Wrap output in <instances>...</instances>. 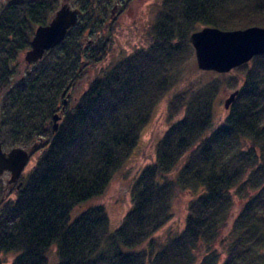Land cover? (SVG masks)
Wrapping results in <instances>:
<instances>
[{
    "label": "trees",
    "instance_id": "obj_1",
    "mask_svg": "<svg viewBox=\"0 0 264 264\" xmlns=\"http://www.w3.org/2000/svg\"><path fill=\"white\" fill-rule=\"evenodd\" d=\"M59 7V0H8L0 9V142L38 143L39 153L17 197L0 208V264L10 257V264H50L53 248L54 264H264V54L232 70L244 75L240 84L229 81L239 93L219 126L214 103L220 81L172 97L170 119L184 110L183 118L158 141L155 161L135 181L133 206L119 227H111L101 205L76 213L104 193L136 149L179 79L191 35L204 27L264 28V0H161L151 44L94 78L54 132L53 116L79 85L83 66L107 54L109 40L101 33L115 30L118 3L77 0L83 13L65 40L17 73L11 62ZM179 191L191 194L185 227L155 251L153 237L172 219ZM236 198L242 206L221 262L213 247Z\"/></svg>",
    "mask_w": 264,
    "mask_h": 264
},
{
    "label": "rangeland",
    "instance_id": "obj_2",
    "mask_svg": "<svg viewBox=\"0 0 264 264\" xmlns=\"http://www.w3.org/2000/svg\"><path fill=\"white\" fill-rule=\"evenodd\" d=\"M7 1L8 0H0V9ZM76 1L77 0H59V3L61 5L69 2L71 6L75 8ZM125 1L126 0H116L118 8L114 14V16H116L115 30L111 31L110 29L103 32V34L101 33V39L103 41L109 40L106 56L96 65L83 66V77L79 85L73 87L70 92L71 97L68 99V110L71 109L76 99L87 90L90 82L94 78L100 76L106 68L112 66L125 56L132 54L135 50L147 48L151 44L149 32L154 23L161 0H127V3H125ZM114 5L115 2L110 6L109 12H111ZM105 24H107V21ZM90 38L92 42L97 39L96 35H91ZM191 47L192 50L189 49L187 58L179 67V79L177 83L163 96L156 106L151 119L141 133L136 149L127 160L125 166L113 177L103 194L81 204L76 209V213L92 206L101 205L107 212L111 227L114 229L120 226L125 215L133 206L132 187L135 181L142 170L155 161L156 145L158 141L172 124L183 118L184 110L180 111L174 118L170 119L169 117L168 104L174 95L188 91L195 92L208 83L214 82L215 80L220 81L219 93L214 103V125L219 126L224 122L228 115V111L224 107L225 100L231 92L239 88V86L231 87L229 81L235 78L239 81L238 84H240L244 72L234 70L222 74L215 71L202 70L198 67L195 49L192 44ZM24 56V52H21L16 60L11 62L16 72L26 69L28 64L25 62ZM35 144L32 143L29 147L24 148L29 150ZM14 147L20 146L3 144L5 151ZM37 152L38 151H36L34 155ZM38 156L39 154L36 155L37 158ZM36 160L28 164L24 173H27L34 166ZM7 179H9L8 174L0 178V197ZM190 196L191 194L187 191H179L174 195L171 205L173 213L172 219L153 237L156 243L155 251L161 249L171 238L180 234L184 229ZM14 198L15 195L11 197V200ZM241 206L242 202L240 199L236 198L231 211V217L227 225L221 229V234L213 247V249L220 253L221 262L225 258L227 247L230 242V227L234 218L241 210ZM146 247H148V243H145L139 249H145ZM204 252V248L199 249L200 259ZM48 258L50 264L56 263L57 255L55 248L50 251ZM11 261L12 257L7 258L2 264H10Z\"/></svg>",
    "mask_w": 264,
    "mask_h": 264
},
{
    "label": "water",
    "instance_id": "obj_3",
    "mask_svg": "<svg viewBox=\"0 0 264 264\" xmlns=\"http://www.w3.org/2000/svg\"><path fill=\"white\" fill-rule=\"evenodd\" d=\"M82 13L81 9L73 8L69 2L61 4L49 23L37 27L31 47L24 52L25 62L33 64L41 61L46 52L65 40L68 31L77 25ZM190 43L195 49L200 69L228 73L248 63L255 56L264 54V28L249 27L243 30L224 31L215 27H204L191 35ZM238 93L239 90L236 89L226 98L224 103L226 110L235 102ZM67 104L68 99H65L62 110L53 116L54 132L58 130L59 121ZM36 147L37 144L30 150L14 147L5 151L0 142V176L10 172L8 184L19 179L30 161V153ZM21 185L22 183L19 186Z\"/></svg>",
    "mask_w": 264,
    "mask_h": 264
},
{
    "label": "flooded vegetation",
    "instance_id": "obj_4",
    "mask_svg": "<svg viewBox=\"0 0 264 264\" xmlns=\"http://www.w3.org/2000/svg\"><path fill=\"white\" fill-rule=\"evenodd\" d=\"M71 97V94H70V96L69 95H67V98H70ZM76 99V98H75ZM66 109H67V107H66ZM52 128V127H51ZM50 128V129H51ZM37 149H38V143H37V147L30 153V156H31V158H30V161H29V163L31 162V161H34V160H36L37 159V157H36V155H38L39 153L37 152L35 155H34V153L37 151ZM9 151V150H8ZM33 155H34V157H33ZM28 163V164H29ZM28 166V165H27ZM26 166V167H27ZM26 169V168H25ZM25 171V170H24ZM24 171H23V173L20 175V177H19V179L16 181V182H13V183H10V184H8V181H9V179H10V177H11V174H10V172H6L5 174H8L9 175V179H7V181L5 182V185L3 186V189H2V195H1V197H0V208H1V206H2V204H4V203H6L7 201H9V200H11V197L12 196H14L15 195V198L17 197V192H18V190H20L21 189V186H19L20 185V183H22L23 184V182L21 181V178L23 177V175H24ZM4 174V175H5ZM3 176V175H2ZM2 176H0V178L2 177ZM14 198V199H15ZM14 199H12V200H14Z\"/></svg>",
    "mask_w": 264,
    "mask_h": 264
}]
</instances>
